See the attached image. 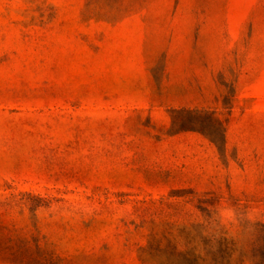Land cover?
<instances>
[{
	"label": "rangeland",
	"instance_id": "rangeland-1",
	"mask_svg": "<svg viewBox=\"0 0 264 264\" xmlns=\"http://www.w3.org/2000/svg\"><path fill=\"white\" fill-rule=\"evenodd\" d=\"M0 264H264V0H0Z\"/></svg>",
	"mask_w": 264,
	"mask_h": 264
}]
</instances>
